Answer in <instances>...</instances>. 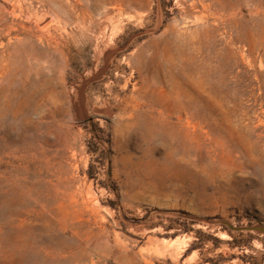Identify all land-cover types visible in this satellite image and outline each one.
Returning a JSON list of instances; mask_svg holds the SVG:
<instances>
[{
  "label": "rangeland",
  "instance_id": "rangeland-1",
  "mask_svg": "<svg viewBox=\"0 0 264 264\" xmlns=\"http://www.w3.org/2000/svg\"><path fill=\"white\" fill-rule=\"evenodd\" d=\"M0 64V264H264V0H0Z\"/></svg>",
  "mask_w": 264,
  "mask_h": 264
},
{
  "label": "water",
  "instance_id": "water-1",
  "mask_svg": "<svg viewBox=\"0 0 264 264\" xmlns=\"http://www.w3.org/2000/svg\"><path fill=\"white\" fill-rule=\"evenodd\" d=\"M109 56H110V54H108V56H107V61H108ZM89 80H91V79L85 80L83 85L79 89V95H80L79 100L82 99V105L84 103V87ZM83 107H84V105H83ZM224 222H226L230 227L235 228V229H246V230H252V231L264 233V224H261V223L251 224V225L243 226V227H233L227 220H224Z\"/></svg>",
  "mask_w": 264,
  "mask_h": 264
},
{
  "label": "bare ground",
  "instance_id": "bare-ground-1",
  "mask_svg": "<svg viewBox=\"0 0 264 264\" xmlns=\"http://www.w3.org/2000/svg\"><path fill=\"white\" fill-rule=\"evenodd\" d=\"M179 3L182 5L183 7V12H192L194 11V9L197 7V0H191L190 2L188 0H179ZM209 5V4H208ZM208 5L203 3L204 6V10H202L201 12H206L205 10L208 9ZM198 12V11H197ZM181 30V29H180ZM181 33V32H180ZM179 35V33H178ZM6 62V61H5ZM1 65V64H0ZM7 67V66H6ZM4 69V68H3ZM5 71V70H4ZM7 71V70H6ZM1 73V72H0ZM1 75V74H0ZM79 105H80V110L81 112L84 114L85 113V109L82 105V99L79 100Z\"/></svg>",
  "mask_w": 264,
  "mask_h": 264
}]
</instances>
